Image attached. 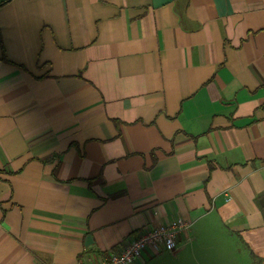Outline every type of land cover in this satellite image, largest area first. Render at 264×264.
I'll use <instances>...</instances> for the list:
<instances>
[{
    "label": "crops",
    "instance_id": "obj_1",
    "mask_svg": "<svg viewBox=\"0 0 264 264\" xmlns=\"http://www.w3.org/2000/svg\"><path fill=\"white\" fill-rule=\"evenodd\" d=\"M264 264V0H0V264Z\"/></svg>",
    "mask_w": 264,
    "mask_h": 264
},
{
    "label": "built area",
    "instance_id": "obj_2",
    "mask_svg": "<svg viewBox=\"0 0 264 264\" xmlns=\"http://www.w3.org/2000/svg\"><path fill=\"white\" fill-rule=\"evenodd\" d=\"M189 223L182 218H174L167 223L147 228L119 250L110 251L105 259L90 264H140L143 253L150 250L154 256L159 253L174 252L179 249V236L189 231Z\"/></svg>",
    "mask_w": 264,
    "mask_h": 264
}]
</instances>
